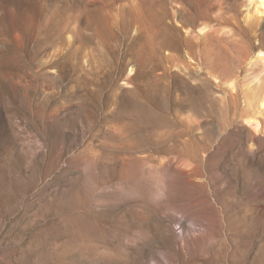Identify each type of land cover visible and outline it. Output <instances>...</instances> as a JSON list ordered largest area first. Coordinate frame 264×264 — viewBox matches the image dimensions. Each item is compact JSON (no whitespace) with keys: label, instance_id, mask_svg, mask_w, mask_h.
<instances>
[{"label":"rangeland","instance_id":"374dc122","mask_svg":"<svg viewBox=\"0 0 264 264\" xmlns=\"http://www.w3.org/2000/svg\"><path fill=\"white\" fill-rule=\"evenodd\" d=\"M257 12L0 0V264H264Z\"/></svg>","mask_w":264,"mask_h":264},{"label":"bare ground","instance_id":"6f19581e","mask_svg":"<svg viewBox=\"0 0 264 264\" xmlns=\"http://www.w3.org/2000/svg\"><path fill=\"white\" fill-rule=\"evenodd\" d=\"M249 4L250 5H256V10L258 12H261V10H264V0H249ZM257 12V13H258ZM189 27V26H188ZM189 29V28H188ZM191 30V29H190ZM189 30V31H190ZM194 31V30H193ZM192 32V31H191ZM191 34V33H190ZM259 37V38H258ZM261 36L260 35H256V40H261ZM157 50V49H156ZM254 52H255V56L257 57H261L262 59H264V47L263 45H256L254 46ZM248 53V52H247ZM249 53H248V57H249ZM251 56V55H250ZM253 56V55H252ZM247 57V56H246ZM132 72V70H130V73ZM233 81L229 83V85L233 86ZM234 87V86H233ZM260 96L257 97L256 102H258V106L259 108L262 110L264 109V87L262 89V93L259 94ZM258 96V95H257ZM255 98V97H254ZM263 111V110H262ZM260 112V111H259ZM258 112V113H259ZM259 116V115H258ZM261 116V115H260ZM260 120H258L257 114H255L253 112V114H250L249 118L247 117V122L252 124L257 130H259L261 128V124L259 122ZM262 129V128H261Z\"/></svg>","mask_w":264,"mask_h":264}]
</instances>
